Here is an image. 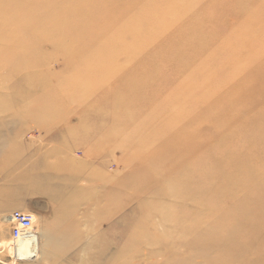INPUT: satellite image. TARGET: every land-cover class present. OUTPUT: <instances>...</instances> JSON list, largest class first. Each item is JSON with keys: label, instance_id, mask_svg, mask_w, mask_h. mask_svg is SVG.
<instances>
[{"label": "rangeland", "instance_id": "374dc122", "mask_svg": "<svg viewBox=\"0 0 264 264\" xmlns=\"http://www.w3.org/2000/svg\"><path fill=\"white\" fill-rule=\"evenodd\" d=\"M184 1L188 2L150 0V3L158 8L179 9L183 7ZM189 1L194 9L191 15L175 13L171 17L168 14L171 19H179V29L176 27L170 32L168 29L162 30L166 16H145L144 10H137L131 22L122 21L117 27L126 28L130 23L142 25L148 31L147 34H142L143 39L149 41L147 55L154 53V50L163 53L169 47H182L191 53L175 59L180 63L191 62L190 65H193L206 57L208 61L214 55L217 56L224 36L230 37L235 31L244 32L239 26L254 10V6L248 5V0H196V4ZM105 5V0L98 3L101 7ZM106 7L103 11L110 10L109 6ZM144 8L150 7L146 5ZM126 12V9H120L121 14ZM36 16L39 18L40 14ZM6 18V21L14 22L11 15ZM67 22L73 36L81 34V29L86 31L84 25L73 22V18ZM71 23L75 24L76 30L72 29ZM51 26L41 27L42 31L36 29L37 33L31 32V35L36 37L40 32L39 36L48 35L50 33L46 32ZM2 27L0 26V264H219L206 261L215 259L216 256L213 255L220 252L224 256H230V250H221L219 245L215 249L210 245L203 251L204 256L196 258L198 244L194 236L184 229V226L195 223L192 218L191 222L185 218L186 214L191 217L189 211L193 203L187 201L178 207L179 194L172 196V200L163 201L160 195L157 198L155 195L158 194H153L154 181L161 182L162 185L168 184L161 174L152 175L148 181H143L145 177L141 178L137 174L131 177L128 181L131 185L141 184L145 192L151 191L152 194H145L143 200L132 204L129 192L122 193L119 196L121 203L127 207L123 213H114L111 188L128 175L130 177L133 169L138 167V161L131 165L126 163L125 150L128 152L131 145H134L131 143V132L137 129L134 124L145 123L147 116L143 110H138L145 96H138L135 92L140 91L144 83L131 80L130 77L111 78L113 75L106 68L107 62L103 63L104 59L111 58L108 47L112 48L115 42L110 36L102 39L103 33L111 30V24L103 21L92 26L95 27L91 32L93 40L102 39L103 48L85 46L77 43L75 37L73 41L70 36H56L47 43H28L31 35L5 31V27ZM259 32L262 33L261 30ZM245 35L250 34L247 32ZM24 37L26 44L23 43ZM78 37L82 38L81 35ZM157 40L160 41L153 46V42ZM13 41H21L25 45H13ZM58 45L61 46L60 49ZM56 46L58 47L55 49ZM9 48L13 49L7 50ZM229 48L234 49L232 46ZM208 49L213 56H202L199 59L196 54ZM120 50L119 46L117 51ZM249 51L255 53V49L240 50L238 58L243 59V55ZM215 59L211 60L212 72L225 66V63L215 64ZM138 66L141 65L136 64L134 70L140 72ZM248 69L250 79L257 83L256 88L260 86L263 91L252 98L249 93L237 97L239 101H246L240 104L243 108L237 109V136L243 120L239 114L243 113L251 120L254 117L253 108L257 106L264 120V62L255 60ZM53 72L63 73L65 80H53ZM230 72L228 67L216 74L228 77ZM106 79L110 80L107 82ZM156 80L154 78L153 81ZM169 81L171 79L166 83ZM64 85L68 89L66 95L62 96L60 93ZM142 93L147 95L144 91ZM147 96L157 100L149 94ZM71 107L73 110L80 108L73 112L65 110ZM109 119H120L125 123L108 124ZM140 139L141 137L137 141ZM241 159L247 164L237 163V199L245 202L264 199V148L243 153ZM145 166L140 165L139 168ZM57 177L66 178L68 183L66 191L58 193L57 199L53 200V184L57 183L53 180ZM142 205L152 208L161 205L160 210L167 214L164 213L163 216L161 211L162 222L156 219L154 225L149 227L146 223L139 222L140 217L145 215L140 212ZM195 208L201 211L198 220L201 224L206 207L202 205ZM15 211L33 216L34 226L31 232L40 233V241L36 243L35 250L40 251L43 244L47 243L43 258L34 261L16 259V242L12 236L13 224L10 221V216ZM260 225L264 229V220ZM261 236L264 237V232ZM250 246L255 247L250 243L237 245V256H253L257 258V264H264V243L257 246L258 249H252V254L248 252ZM169 250L174 252L170 253ZM167 256L168 260L164 258ZM207 257L211 260L206 259ZM241 261L238 260L237 264Z\"/></svg>", "mask_w": 264, "mask_h": 264}, {"label": "bare ground", "instance_id": "6f19581e", "mask_svg": "<svg viewBox=\"0 0 264 264\" xmlns=\"http://www.w3.org/2000/svg\"><path fill=\"white\" fill-rule=\"evenodd\" d=\"M192 1L196 4V0ZM184 2L182 8L173 9L155 7L150 0H105L104 7L98 6L100 0H0V16L2 15L0 26L5 27V29L2 27L5 31L30 36L31 32L35 34L37 30L42 31L41 27L52 25L46 32L50 33L48 35L39 36L41 32L36 37L31 35L27 42L34 44L47 43L56 36L65 38L70 36L73 41L74 37L77 38V43L98 48L104 45L102 39L109 36L114 38L115 47H108L111 58L104 59L103 63L107 62L106 68L110 69L113 75L111 78L130 77L131 80L144 83L143 88L135 92L138 96H145L138 110H143L147 116L145 123L134 124V128H137L131 132V143L134 145H131L128 152L125 150L126 163L131 165L138 161V167L133 169L130 177L128 175L111 188L114 213L125 212L127 206L122 205L119 197L122 193L129 192L132 204L143 200L145 194H152L151 191L145 192L141 184L131 185L128 182L131 177L137 174L141 178L145 177L143 181H148L152 175L161 174L168 184L162 185L161 182L154 181L153 194H158L155 195L157 198L160 195L163 201L172 200V196L179 194L178 207L187 201L193 203L189 211L191 217L186 214L185 218L189 221L192 218L195 223H190L188 227L184 226V229L189 235L194 236L198 244L196 258L205 255L203 251L206 247L213 245L218 249L219 245L221 250H230V256H224L220 252L213 255L216 256L214 257L216 260L207 257L206 259L211 261L206 262L237 264L238 260H242L238 264H257V258L253 256H237V245L253 244L255 247H248L249 254H252V249L256 250L257 246L264 243V237L261 236L264 229L260 225L264 220V199L259 198L251 202L237 199V163L247 164L241 159L243 153L264 148V120L259 112L260 108L252 103L255 107L254 117L250 120L249 116L239 114L243 120L237 136V109L243 108L241 102H246L237 100V97L249 93L252 98L263 91L260 86L256 88L257 83L250 79L248 66L255 60L264 62V0H248V5L254 6V10L239 26L244 32L235 31L230 37L224 36L217 56L210 55L209 49L196 54L199 59L202 56L213 57L208 61L206 57L193 65H190L191 62L180 63L175 59L191 53L182 47H169L163 53L154 50V53L147 55L149 41L143 39L142 34H147L148 31L142 25L130 23L126 28L117 27L122 21L131 22L137 10H144L145 16L153 14L166 16L162 30L168 29L170 32L176 27L179 29L181 22L171 17L175 13L191 15L194 10L189 0ZM146 5L150 8H144ZM106 6H109L110 10L103 11ZM120 9H126L127 12L121 14ZM189 10L191 11L187 14ZM36 14H40V17L38 18ZM168 14H171L170 18ZM8 15L13 17L14 22L6 21ZM72 18L73 22L84 25L86 31L80 26L81 34L73 36L67 25V21H72ZM103 21L111 24V30L105 31L101 40H93L91 32L95 27L92 26ZM71 26L76 30L75 24L71 23ZM260 30L263 34L259 32ZM247 32L250 35H245ZM78 35L82 38L80 39ZM159 41L153 42V46ZM11 44L21 45L22 42L13 41ZM119 46L120 52L117 51ZM231 46L234 49H230ZM254 49L255 53L249 51L243 55V59L238 58L241 55L240 50ZM95 58H98V55H95ZM214 58L217 65L225 63V66L218 67L219 71H225L229 67L231 72L228 77L216 74L219 71L210 70L211 60ZM136 64L141 65L137 67L140 72L134 70ZM51 78L55 81L65 80L64 74L57 72H53ZM154 78L157 80L153 81ZM169 79L171 81L166 83ZM106 80L108 82L110 79ZM101 84L103 86V83ZM67 89L68 87L64 85L60 94L65 96ZM143 91L157 100L154 101L150 97V101ZM79 108L73 110L71 107L65 110L73 112ZM112 122L125 123L120 119L108 120V124ZM139 137L141 139L137 141ZM140 165L147 166L139 168ZM53 181L57 182L53 184L55 185L53 200H56L58 193L66 191L68 182L62 177H57ZM202 205L206 207V211L202 214L204 221L199 224L201 211L195 206ZM160 206L152 208L142 205L140 212L145 215L140 217L139 222L146 223L149 227L154 225L156 219L162 222L161 215L164 216L166 212L163 213ZM39 235L40 233L30 231L29 234L15 239L17 260L34 261L44 257L47 243L43 244L40 251L35 250L36 243L40 241ZM169 251L171 253L172 250ZM164 258L168 260V256Z\"/></svg>", "mask_w": 264, "mask_h": 264}, {"label": "built area", "instance_id": "2783aa9c", "mask_svg": "<svg viewBox=\"0 0 264 264\" xmlns=\"http://www.w3.org/2000/svg\"><path fill=\"white\" fill-rule=\"evenodd\" d=\"M10 221L13 224L12 236L18 239L30 233L34 226V218L30 214L21 211H15L10 216ZM1 229V222H0Z\"/></svg>", "mask_w": 264, "mask_h": 264}, {"label": "crops", "instance_id": "0c3cea01", "mask_svg": "<svg viewBox=\"0 0 264 264\" xmlns=\"http://www.w3.org/2000/svg\"><path fill=\"white\" fill-rule=\"evenodd\" d=\"M36 197H38V193L36 194Z\"/></svg>", "mask_w": 264, "mask_h": 264}]
</instances>
